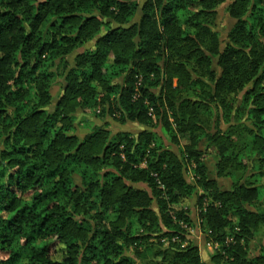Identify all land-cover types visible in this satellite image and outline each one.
<instances>
[{
	"label": "trees",
	"instance_id": "16d2710c",
	"mask_svg": "<svg viewBox=\"0 0 264 264\" xmlns=\"http://www.w3.org/2000/svg\"><path fill=\"white\" fill-rule=\"evenodd\" d=\"M263 180L264 0H0V264H264Z\"/></svg>",
	"mask_w": 264,
	"mask_h": 264
},
{
	"label": "rangeland",
	"instance_id": "374dc122",
	"mask_svg": "<svg viewBox=\"0 0 264 264\" xmlns=\"http://www.w3.org/2000/svg\"><path fill=\"white\" fill-rule=\"evenodd\" d=\"M228 3L219 7L217 21H216L215 26L213 27V30L219 34V37L222 41L225 40L227 32L234 25V21L230 20L225 14V8L227 7ZM58 93H59V88L55 87L53 90L54 97H57ZM77 128L79 130L80 137H82L87 132L85 129H82L81 125L79 124H77ZM120 129L123 130V128H120ZM125 129L127 128L125 127ZM212 160H213L212 157L209 158L208 160L209 166H211L210 164L212 163ZM189 176L191 177L192 175L189 174ZM263 183H264V180H263ZM194 202H195V199L193 198V200L183 201V202H180L179 204L173 205L172 207L174 209L185 207L191 210L189 216L192 219V224H191V227L188 228V233L191 237V241H193V243L198 245L203 258H205L206 254L212 251V245L205 244L203 241V233L205 232V230H204L203 223L201 222V219L198 217V213L193 211ZM229 219H231L233 222L237 221L235 216H230Z\"/></svg>",
	"mask_w": 264,
	"mask_h": 264
}]
</instances>
